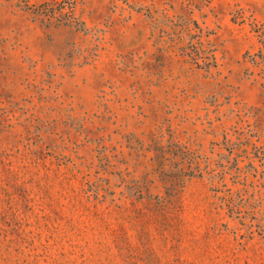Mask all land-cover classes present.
<instances>
[{
	"label": "rangeland",
	"instance_id": "374dc122",
	"mask_svg": "<svg viewBox=\"0 0 264 264\" xmlns=\"http://www.w3.org/2000/svg\"><path fill=\"white\" fill-rule=\"evenodd\" d=\"M0 264H264V0H0Z\"/></svg>",
	"mask_w": 264,
	"mask_h": 264
}]
</instances>
